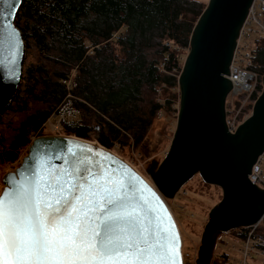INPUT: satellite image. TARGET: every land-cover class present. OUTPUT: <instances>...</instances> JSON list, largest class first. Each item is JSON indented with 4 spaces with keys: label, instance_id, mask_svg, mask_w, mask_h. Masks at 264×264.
Returning <instances> with one entry per match:
<instances>
[{
    "label": "trees",
    "instance_id": "trees-1",
    "mask_svg": "<svg viewBox=\"0 0 264 264\" xmlns=\"http://www.w3.org/2000/svg\"><path fill=\"white\" fill-rule=\"evenodd\" d=\"M205 7L198 0H23L14 24L27 57L22 90L9 111L24 116L0 161H15L33 137L42 136L43 125L69 93L81 119L62 135L111 152L138 150L157 112L178 110V77ZM31 54L35 60L29 63ZM252 64L264 75V36L253 39ZM70 77L75 86L67 91L63 81ZM250 230L232 236L240 242ZM254 233L264 239V225ZM218 258V264H230L227 251Z\"/></svg>",
    "mask_w": 264,
    "mask_h": 264
},
{
    "label": "water",
    "instance_id": "water-1",
    "mask_svg": "<svg viewBox=\"0 0 264 264\" xmlns=\"http://www.w3.org/2000/svg\"><path fill=\"white\" fill-rule=\"evenodd\" d=\"M11 2V8L0 3V117L14 99L24 65L25 46L14 24L23 0ZM252 2L208 0L195 23L189 51L178 77L179 101L172 139L162 161H153L147 169L154 187L113 152L94 142L69 136H40L30 143L19 167L3 176L0 194L8 188L7 179L22 170L26 162L54 156L68 146L82 145L113 157V167L126 166L155 194L175 224L181 264V234L166 200L174 199L196 175L205 184L218 187L222 199L208 213L195 264H209L218 234L260 223L264 225V190L248 180L253 165L264 151V75L261 93L252 106L250 117L236 128L234 134L228 133L225 126V102L231 90L226 76H229L239 31ZM9 24L12 27L6 28L5 25ZM10 32L15 36H10ZM17 44L16 62L13 64L11 56Z\"/></svg>",
    "mask_w": 264,
    "mask_h": 264
},
{
    "label": "snow or ice",
    "instance_id": "snow-or-ice-1",
    "mask_svg": "<svg viewBox=\"0 0 264 264\" xmlns=\"http://www.w3.org/2000/svg\"><path fill=\"white\" fill-rule=\"evenodd\" d=\"M16 51L18 44L13 64ZM114 162L72 145L9 177L0 194V264H181L167 210Z\"/></svg>",
    "mask_w": 264,
    "mask_h": 264
},
{
    "label": "rangeland",
    "instance_id": "rangeland-1",
    "mask_svg": "<svg viewBox=\"0 0 264 264\" xmlns=\"http://www.w3.org/2000/svg\"><path fill=\"white\" fill-rule=\"evenodd\" d=\"M198 1L206 5L208 2V0ZM26 57L27 55L25 52L24 63ZM34 60V54L28 55L27 61L29 63ZM20 90H22L21 82L17 92ZM10 109L11 106H9L0 117V136L3 137L2 144H0V153L3 151V146L8 143V139L12 134V129L16 127L24 116V113L12 112L9 111ZM162 115L161 118L154 121L152 129L150 128L147 135L148 138L143 142V145H140L138 150L124 148L113 151L116 152V156L132 167L141 177L145 180L147 179L148 181H146L153 187L154 185L147 174V169L151 166L153 161L157 163L161 162L167 153L175 129L177 112L176 114L173 112H167V114L163 112ZM62 131L56 133L49 129H44V134L42 136H65L62 135ZM156 131L158 134H156ZM153 132H155V140ZM27 152L28 148L22 150L17 155L15 161L10 163L0 161V193L3 190V176L6 173L14 172L15 169L19 167L21 160L27 155ZM208 186L209 187H204L201 185L199 176L196 175L182 187L174 199L166 200L181 234L182 253L184 254L183 264H195L197 251L200 246L201 234L208 220V213L222 199V192L218 187ZM232 232H235V230L217 235L212 248L209 264H218L220 261L218 257L223 250L229 253L230 264H240L239 249L241 244L235 236H232L234 234ZM251 260L253 262L249 264L263 263L257 257H251Z\"/></svg>",
    "mask_w": 264,
    "mask_h": 264
},
{
    "label": "built area",
    "instance_id": "built-area-1",
    "mask_svg": "<svg viewBox=\"0 0 264 264\" xmlns=\"http://www.w3.org/2000/svg\"><path fill=\"white\" fill-rule=\"evenodd\" d=\"M258 36H264V0H253L249 7L247 16L239 31L236 48L229 67V76H226L231 83V90L225 102V126L230 134H234L236 128L250 117L252 106L261 93L263 74L252 69L253 39ZM166 46L170 48V45L166 44ZM63 83H65L67 91L75 86L71 77ZM249 106H251V109H247ZM162 114L163 112L159 110L153 123L156 119L161 118ZM80 116L81 112L74 106L72 96L69 93L67 99L47 119L42 130L49 129L58 133L65 128L77 127L81 119ZM156 134H158L157 131ZM147 135L143 142L148 138ZM153 136L155 140V132H153ZM35 138L37 137H33L32 141ZM143 142L141 145H143ZM141 178L145 180L143 177ZM248 180L258 189L264 190V151L253 165ZM147 183L151 186L149 182ZM255 228L256 226L246 227V229L251 230L246 238L240 241V264H249L251 257L254 256L264 258V239L255 235ZM240 229H236V231L241 232ZM182 258L184 263L183 254Z\"/></svg>",
    "mask_w": 264,
    "mask_h": 264
},
{
    "label": "bare ground",
    "instance_id": "bare-ground-1",
    "mask_svg": "<svg viewBox=\"0 0 264 264\" xmlns=\"http://www.w3.org/2000/svg\"><path fill=\"white\" fill-rule=\"evenodd\" d=\"M114 153V152H113ZM115 154V153H114ZM128 165V164H127ZM133 171H135L132 167H130ZM136 172V171H135ZM146 181V180H145ZM147 182V181H146ZM169 207V206H168ZM173 214V213H172ZM174 216V215H173ZM178 226V225H177Z\"/></svg>",
    "mask_w": 264,
    "mask_h": 264
}]
</instances>
